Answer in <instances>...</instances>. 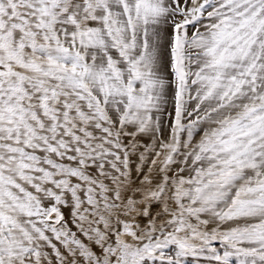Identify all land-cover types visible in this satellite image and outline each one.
I'll return each instance as SVG.
<instances>
[{
    "label": "snow or ice",
    "instance_id": "obj_1",
    "mask_svg": "<svg viewBox=\"0 0 264 264\" xmlns=\"http://www.w3.org/2000/svg\"><path fill=\"white\" fill-rule=\"evenodd\" d=\"M0 264H264V0H0Z\"/></svg>",
    "mask_w": 264,
    "mask_h": 264
}]
</instances>
